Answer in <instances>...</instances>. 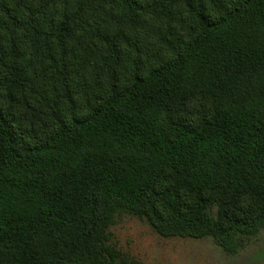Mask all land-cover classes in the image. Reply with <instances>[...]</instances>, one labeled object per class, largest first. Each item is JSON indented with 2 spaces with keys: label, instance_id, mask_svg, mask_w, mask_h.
Listing matches in <instances>:
<instances>
[{
  "label": "trees",
  "instance_id": "obj_1",
  "mask_svg": "<svg viewBox=\"0 0 264 264\" xmlns=\"http://www.w3.org/2000/svg\"><path fill=\"white\" fill-rule=\"evenodd\" d=\"M124 216L264 229V0H0V264H141Z\"/></svg>",
  "mask_w": 264,
  "mask_h": 264
},
{
  "label": "rangeland",
  "instance_id": "obj_2",
  "mask_svg": "<svg viewBox=\"0 0 264 264\" xmlns=\"http://www.w3.org/2000/svg\"><path fill=\"white\" fill-rule=\"evenodd\" d=\"M119 248L141 264H264V229L236 252L211 238H165L144 221L124 216L112 227Z\"/></svg>",
  "mask_w": 264,
  "mask_h": 264
}]
</instances>
